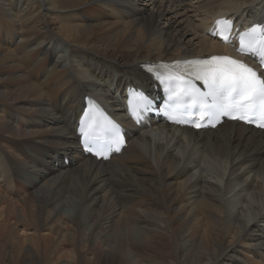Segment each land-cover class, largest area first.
Returning <instances> with one entry per match:
<instances>
[{"label": "bare ground", "instance_id": "obj_1", "mask_svg": "<svg viewBox=\"0 0 264 264\" xmlns=\"http://www.w3.org/2000/svg\"><path fill=\"white\" fill-rule=\"evenodd\" d=\"M259 16L264 0H0V264H264V132L133 126L125 105L159 96L145 66L227 53L216 21ZM89 99L125 127L106 162L77 144Z\"/></svg>", "mask_w": 264, "mask_h": 264}, {"label": "snow or ice", "instance_id": "obj_2", "mask_svg": "<svg viewBox=\"0 0 264 264\" xmlns=\"http://www.w3.org/2000/svg\"><path fill=\"white\" fill-rule=\"evenodd\" d=\"M233 32L230 19H219L211 34L226 44L238 39V53L253 58L264 68V25L255 24L235 36ZM148 70L164 86L168 101L165 115L175 123L194 127L210 123L214 127L222 118H228L264 127V76L243 61L212 56L149 66ZM194 81H200L207 91L201 92ZM152 109V101L145 94L132 90L129 111L137 122L144 112ZM88 127V131L81 132L86 150L97 155L102 150H120L122 137L118 126L110 121L103 125L93 121Z\"/></svg>", "mask_w": 264, "mask_h": 264}, {"label": "rangeland", "instance_id": "obj_3", "mask_svg": "<svg viewBox=\"0 0 264 264\" xmlns=\"http://www.w3.org/2000/svg\"><path fill=\"white\" fill-rule=\"evenodd\" d=\"M138 7L137 5L134 6V8ZM106 11V10H105ZM63 55V54H62ZM59 56H61V54H59ZM102 86V84L100 85ZM89 87V86H88ZM90 88V87H89ZM91 90L93 91H96L97 93L101 92L103 95H105V91L102 90V87H97V88H90ZM97 89V90H96ZM102 90V91H101ZM109 101V100H107ZM109 104V103H108ZM56 144V143H55ZM70 214V213H68ZM72 215L74 216V213H71L70 216L72 217ZM21 234V233H20ZM35 257H34V260L32 261L33 264H35Z\"/></svg>", "mask_w": 264, "mask_h": 264}]
</instances>
